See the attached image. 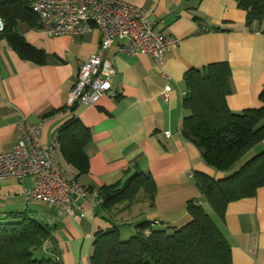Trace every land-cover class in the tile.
I'll return each instance as SVG.
<instances>
[{"label":"crops","instance_id":"0c3cea01","mask_svg":"<svg viewBox=\"0 0 264 264\" xmlns=\"http://www.w3.org/2000/svg\"><path fill=\"white\" fill-rule=\"evenodd\" d=\"M144 8L155 31L176 36L180 42L161 60L117 53L116 45L104 55L112 62L114 98L103 96L94 104H67L79 64L98 51L101 34L93 29L82 36L49 35L19 22L15 32L40 55L22 58L0 34V153L12 149L19 133L18 121H42L41 143H55V163L65 180H75L88 190L118 183L126 171L149 172L156 185L153 206L138 199L120 204L116 224L150 221L154 228L179 226L189 220L186 204L194 200L214 217L231 248V264H264V186L255 196L228 203L224 217L212 214L198 190L194 174L220 179L224 172L205 164L199 149L185 140L180 125L185 111L181 90L191 68L226 61L231 70L226 97L233 113L264 106V23H246V12L234 0H123ZM41 59V62H40ZM171 87L168 99L161 94ZM78 119L90 133L84 147L85 172L65 161L56 140L57 130ZM165 132L169 134L166 135ZM23 182L0 180V216H25L51 230L37 251L58 257L61 264H90L94 233L109 226L106 212L92 196L78 199L82 218L63 214L41 201H28ZM156 221V223H155Z\"/></svg>","mask_w":264,"mask_h":264},{"label":"trees","instance_id":"16d2710c","mask_svg":"<svg viewBox=\"0 0 264 264\" xmlns=\"http://www.w3.org/2000/svg\"><path fill=\"white\" fill-rule=\"evenodd\" d=\"M30 1L0 0V16L4 21L0 34L6 36L22 58L33 53L40 55L39 50L15 32L19 22L36 27ZM234 1L246 12L247 24L264 23V0ZM230 75V66L223 61L191 68L183 76L185 115L180 132L199 149L205 164L225 173L220 179L201 172L194 174L207 206L220 220L228 203L253 197L264 186V149L244 159L252 149L264 144V106L231 112L226 103ZM259 100L264 103V89ZM55 136L65 161L80 173L85 172L88 129L78 119H70ZM97 194L110 224L94 233L90 264H231L228 241L214 217L194 200L186 204L189 220L184 224L154 228L150 221H138L135 234L127 240L121 239L119 227L128 223H115L116 206L131 204L140 195L153 206L156 185L149 172L126 171L121 181L102 186ZM50 237V228L33 219L0 216V264H61L56 256H35Z\"/></svg>","mask_w":264,"mask_h":264},{"label":"built area","instance_id":"2783aa9c","mask_svg":"<svg viewBox=\"0 0 264 264\" xmlns=\"http://www.w3.org/2000/svg\"><path fill=\"white\" fill-rule=\"evenodd\" d=\"M29 8L36 17V27L49 35L67 33L75 37L93 29L101 34L98 51L79 64L76 82L67 98L70 108L94 104L103 96H116L111 84L113 65L104 55L111 46L116 45L118 54H144L159 61L180 42L176 36L155 31L144 8L123 0H31ZM3 28L0 16V32ZM170 91V86L164 88L161 96L165 101ZM180 94L184 97L186 90ZM17 127L19 133L12 149L0 153V180L16 178L23 182L26 177L31 178L32 186L24 190L28 201L44 202L75 218L84 216L78 199L92 196L101 202L97 191L63 179L55 163V143H41L42 121L29 123L22 118Z\"/></svg>","mask_w":264,"mask_h":264},{"label":"rangeland","instance_id":"374dc122","mask_svg":"<svg viewBox=\"0 0 264 264\" xmlns=\"http://www.w3.org/2000/svg\"><path fill=\"white\" fill-rule=\"evenodd\" d=\"M264 149V144H259L257 147H255L254 149H252L246 156L244 159H247L248 157H250L252 154L260 151ZM243 159V160H244ZM242 160V161H243ZM139 199H142L141 195L139 196ZM146 200V199H145ZM147 201V200H146ZM139 223L137 222V220H132L130 223L126 224V225H120L119 227V231H120V237L122 240H127L128 238H130L131 236H133L135 234V225ZM182 224H179V226ZM169 230V229H167ZM35 256L36 257H40L37 253V251L35 252Z\"/></svg>","mask_w":264,"mask_h":264}]
</instances>
